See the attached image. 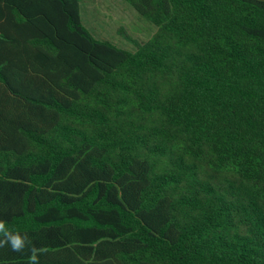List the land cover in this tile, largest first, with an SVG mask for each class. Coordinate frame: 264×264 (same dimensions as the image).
<instances>
[{
    "label": "trees",
    "instance_id": "obj_1",
    "mask_svg": "<svg viewBox=\"0 0 264 264\" xmlns=\"http://www.w3.org/2000/svg\"><path fill=\"white\" fill-rule=\"evenodd\" d=\"M122 1L135 51L0 0V219L40 264H264V0Z\"/></svg>",
    "mask_w": 264,
    "mask_h": 264
},
{
    "label": "rangeland",
    "instance_id": "obj_2",
    "mask_svg": "<svg viewBox=\"0 0 264 264\" xmlns=\"http://www.w3.org/2000/svg\"><path fill=\"white\" fill-rule=\"evenodd\" d=\"M80 5L83 21L96 38L129 51H135L136 46L118 33L119 27L140 43L149 40L156 30L151 22L122 0H80Z\"/></svg>",
    "mask_w": 264,
    "mask_h": 264
},
{
    "label": "clouds",
    "instance_id": "obj_3",
    "mask_svg": "<svg viewBox=\"0 0 264 264\" xmlns=\"http://www.w3.org/2000/svg\"><path fill=\"white\" fill-rule=\"evenodd\" d=\"M5 247L21 254L27 251V264H40L39 256L45 251L43 248H37L27 233L13 231L0 219V249Z\"/></svg>",
    "mask_w": 264,
    "mask_h": 264
}]
</instances>
